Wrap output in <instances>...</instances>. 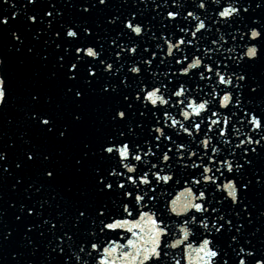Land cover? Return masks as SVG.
<instances>
[{"label": "snow or ice", "instance_id": "obj_1", "mask_svg": "<svg viewBox=\"0 0 264 264\" xmlns=\"http://www.w3.org/2000/svg\"><path fill=\"white\" fill-rule=\"evenodd\" d=\"M3 5L0 32L10 36V49L23 51L19 63L53 65L43 82L35 73L26 86V129L14 168L8 160L16 142L0 149V180L20 173L11 188L26 198L15 220L32 256L40 247L37 233L45 264H264V250L256 249L241 219L252 224L254 212L264 217L252 198L264 189V76L246 68L264 66V14H257L264 0L254 7L250 0H153L151 18L140 10L107 15L105 35L89 17L112 7L110 0H78L69 7L79 16L68 19L55 0ZM210 8L214 17L206 15ZM238 20L243 31L236 27L235 34L217 27ZM170 25L178 31L165 35ZM214 27L219 36L205 40ZM29 32L36 41L47 33L43 50L25 45ZM229 40L239 48L228 47ZM166 60L161 81L152 68ZM6 64L0 55V114L16 99ZM192 76L198 77L194 89L185 86ZM47 87H56L67 107ZM94 99L106 102L108 127L89 132L87 107ZM168 107H178L183 119ZM146 128L147 136L135 139ZM181 134L191 140L182 142ZM54 145H72V151L64 157ZM180 168L191 171L180 176ZM172 184L180 191L168 195ZM193 230L200 234L195 247ZM13 237V228L3 227L0 244ZM21 255L11 253L17 260Z\"/></svg>", "mask_w": 264, "mask_h": 264}]
</instances>
